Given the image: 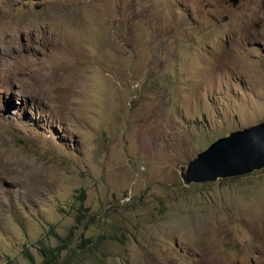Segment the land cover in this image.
Segmentation results:
<instances>
[{
  "label": "rangeland",
  "instance_id": "obj_1",
  "mask_svg": "<svg viewBox=\"0 0 264 264\" xmlns=\"http://www.w3.org/2000/svg\"><path fill=\"white\" fill-rule=\"evenodd\" d=\"M261 121L264 0H0V264H264V167L179 175Z\"/></svg>",
  "mask_w": 264,
  "mask_h": 264
},
{
  "label": "water",
  "instance_id": "obj_2",
  "mask_svg": "<svg viewBox=\"0 0 264 264\" xmlns=\"http://www.w3.org/2000/svg\"><path fill=\"white\" fill-rule=\"evenodd\" d=\"M237 5L239 0H229ZM264 166V121L220 137L199 151L179 175L185 185L241 176Z\"/></svg>",
  "mask_w": 264,
  "mask_h": 264
},
{
  "label": "trees",
  "instance_id": "obj_3",
  "mask_svg": "<svg viewBox=\"0 0 264 264\" xmlns=\"http://www.w3.org/2000/svg\"><path fill=\"white\" fill-rule=\"evenodd\" d=\"M83 196L84 193L80 192L78 199L82 201ZM84 216H85L84 212L79 210V212L76 214V223L73 226L75 229L78 228V224L82 222V220L80 219L81 218L84 219ZM71 235H72V228L69 230V233L66 236L64 237L57 236L58 244L55 245L54 247L41 248L40 251L43 256V259L40 264H58L59 263L58 258L60 257L61 253L64 250L68 251L69 255L73 253L82 254V255L93 253L95 254V256H98V252L101 250V247L99 244L97 246L96 242L93 239H91L90 236L85 237L83 236V232H81V238L78 240V243L72 245L73 240L71 239ZM26 254L30 261V264H36L34 258L31 255H29L27 252Z\"/></svg>",
  "mask_w": 264,
  "mask_h": 264
},
{
  "label": "bare ground",
  "instance_id": "obj_4",
  "mask_svg": "<svg viewBox=\"0 0 264 264\" xmlns=\"http://www.w3.org/2000/svg\"><path fill=\"white\" fill-rule=\"evenodd\" d=\"M261 122H263V121H261ZM260 123V122H259ZM258 124V123H257ZM255 125V124H254ZM251 126H253V125H251ZM248 127H250V126H248ZM245 128H247V127H245ZM243 129V128H242ZM238 130H241V129H238ZM238 130H235V131H232V132H230V133H228L227 135H225V136H230V135H233V134H235V133H237L238 132ZM222 137H224V136H222ZM220 138V137H219ZM218 139V138H217ZM217 139H215V140H217ZM207 147V146H206ZM205 147V148H206ZM204 148V149H205ZM264 167V166H263ZM262 168V167H261ZM256 169H260V168H254V169H252L251 171H253V170H256Z\"/></svg>",
  "mask_w": 264,
  "mask_h": 264
}]
</instances>
